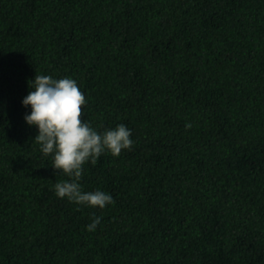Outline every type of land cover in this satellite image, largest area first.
<instances>
[{"label":"trees","instance_id":"trees-1","mask_svg":"<svg viewBox=\"0 0 264 264\" xmlns=\"http://www.w3.org/2000/svg\"><path fill=\"white\" fill-rule=\"evenodd\" d=\"M35 75L132 130L80 181L114 205L56 195ZM0 264H264V0H0Z\"/></svg>","mask_w":264,"mask_h":264},{"label":"clouds","instance_id":"clouds-1","mask_svg":"<svg viewBox=\"0 0 264 264\" xmlns=\"http://www.w3.org/2000/svg\"><path fill=\"white\" fill-rule=\"evenodd\" d=\"M31 81V90L21 99V105L30 109L23 119L27 125L35 126L34 140L42 155L51 156L52 168L69 178L55 184L56 195L93 208L114 205L110 192L99 188L85 191L80 181L86 163L95 164L105 152L119 156L122 150H131L132 130L119 123L101 131L81 119L87 100L72 77L35 75ZM185 127L191 124L186 123ZM101 220V216H94L86 230L95 231Z\"/></svg>","mask_w":264,"mask_h":264}]
</instances>
